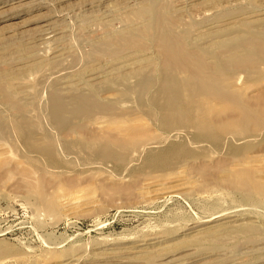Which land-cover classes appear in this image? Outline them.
Returning <instances> with one entry per match:
<instances>
[{
    "label": "rangeland",
    "instance_id": "rangeland-1",
    "mask_svg": "<svg viewBox=\"0 0 264 264\" xmlns=\"http://www.w3.org/2000/svg\"><path fill=\"white\" fill-rule=\"evenodd\" d=\"M154 2L173 34L201 49L264 28V0H0V264H264V64L230 70L219 82L233 101H209L208 121L241 108L248 120L170 155L157 152L167 133L104 85L109 69L151 71L154 45L111 35L138 31L134 12ZM95 83L110 105L71 113L56 130L52 96ZM102 134L123 146L108 148ZM45 136L57 163L30 164Z\"/></svg>",
    "mask_w": 264,
    "mask_h": 264
},
{
    "label": "bare ground",
    "instance_id": "bare-ground-1",
    "mask_svg": "<svg viewBox=\"0 0 264 264\" xmlns=\"http://www.w3.org/2000/svg\"><path fill=\"white\" fill-rule=\"evenodd\" d=\"M261 13L264 14V12ZM134 15L136 18H138L139 20L141 19L143 21V23L140 24L141 27H138L139 30H129L127 32H123L121 30L120 32H112V41H114L115 43L119 41L121 42L123 41V39L130 35L134 37H139L141 42L145 41L149 44L154 45L156 49V53H154L156 55L155 61L153 60L154 63L151 64L152 69L151 71L148 70L149 64L147 63L144 65L142 63H138V59L137 63L140 65V67L136 65L138 68L131 69L129 73H122L118 68H114L115 70L113 69L112 71L108 68L110 72V77L114 76V78H111L110 80L108 79L109 81L107 82H103H105L104 85L106 88L108 87V89H115V91L117 92L118 98H116L117 100H115L117 104H122L123 102H126L129 98H134L136 104V112L144 116L145 120L150 122V124L156 126L164 133H167V140L164 141L166 142L167 146H163L164 148H162L161 150L157 149V152H162L164 155H170L182 151L185 152V140H189L192 142H199L200 140H211L216 142V135L213 134V130L211 131L213 126L217 124L231 123H235V125H240L241 123L249 119L248 114L242 108L241 111L235 116H228L226 118L223 117L224 119L222 120H217L215 117V122L208 121L209 118L206 117V114H208L207 112L210 111L211 108H213L211 105H216L215 103H209V101L211 102V100H219L225 103L233 101L229 89L224 87V83L219 82L220 79L226 81L232 80L233 74H231L230 70H233L234 68H241L244 71H251L255 67V62L256 64L257 62L262 65L264 64V28L250 29L249 25H245L248 29L247 34H244V36L247 38H244L240 35L234 37L230 35L231 37L229 38L228 35V37L226 36L227 38L225 37V39L223 40H216L215 42L211 43L210 47H208L207 49H201L195 46L196 44H189L187 41L181 40L179 37L172 33V31L169 29L166 14H164L163 11L159 12L158 5L155 2L151 3L150 5L139 7V10H137V13L135 11ZM178 15H180V13ZM246 18H244V20ZM109 35L110 34H108V36ZM194 38L196 39V37ZM201 44H203V42ZM209 51H211L212 53L216 52L218 56L212 55L210 59L205 60V56L209 55ZM117 65L119 66V64ZM219 72L221 73L222 78L219 75L217 76V73ZM98 84H96L95 86H87L86 95L75 94L71 98H68L64 101L57 96H52L50 101L52 103H50L52 106L50 108L49 116L52 119V123L54 124L53 126H55L56 130L60 128V126L58 125L59 123L57 122H61L63 118L70 117L69 115L71 113H82L84 111H98L106 109L110 105V102L103 101L104 99L101 100L98 97L103 88H105L104 86H97ZM150 89L154 90L153 92H151V94L147 92V90L150 91ZM145 94H148L147 99H143ZM129 101L131 100H128V102ZM146 106H149V108ZM13 126H15V124H13L12 127ZM111 136H108L106 134H102L100 136L101 140L103 142H106L105 145H107L108 148H120V146H123L124 143L121 140L122 138L118 136L113 138ZM32 138H34V136L30 137V135H28L26 140L30 141ZM91 139V141L95 142H98L99 140L98 137H96L95 135L91 137ZM49 141L50 138L48 136H45L44 141L42 143L30 145L29 149L35 151L37 154V158L28 159V162L30 164H37L38 162L43 161L47 165L54 166L55 163H57V151L52 149L50 145L46 144V142ZM160 146H162L160 142L152 143L150 147H147L144 150V152L148 151V154H151V152L153 151L152 148H159ZM106 152L107 151H105V153ZM108 152L111 153L112 151ZM134 152H137V150ZM109 155L111 154H107L105 156L109 157ZM213 226L216 227L215 225ZM219 227L220 226H218V228ZM140 250L142 249L140 248ZM143 250L145 251V248ZM152 250L150 251L152 252ZM150 251L148 250L149 254ZM149 254L147 253V255ZM139 256H141V254Z\"/></svg>",
    "mask_w": 264,
    "mask_h": 264
}]
</instances>
